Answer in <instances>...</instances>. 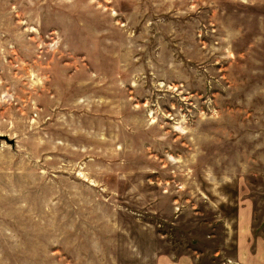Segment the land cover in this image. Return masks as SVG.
I'll use <instances>...</instances> for the list:
<instances>
[{"label": "rangeland", "instance_id": "1", "mask_svg": "<svg viewBox=\"0 0 264 264\" xmlns=\"http://www.w3.org/2000/svg\"><path fill=\"white\" fill-rule=\"evenodd\" d=\"M159 256L264 264V0H0V264Z\"/></svg>", "mask_w": 264, "mask_h": 264}, {"label": "crops", "instance_id": "2", "mask_svg": "<svg viewBox=\"0 0 264 264\" xmlns=\"http://www.w3.org/2000/svg\"><path fill=\"white\" fill-rule=\"evenodd\" d=\"M245 252L241 248V244H238V256L240 258H244ZM157 264H194L192 258L189 256L188 258H174L169 256H159L157 259Z\"/></svg>", "mask_w": 264, "mask_h": 264}]
</instances>
